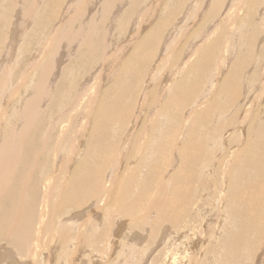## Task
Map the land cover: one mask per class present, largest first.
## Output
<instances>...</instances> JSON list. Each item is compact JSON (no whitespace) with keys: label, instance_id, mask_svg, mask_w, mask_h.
I'll return each mask as SVG.
<instances>
[{"label":"rangeland","instance_id":"obj_1","mask_svg":"<svg viewBox=\"0 0 264 264\" xmlns=\"http://www.w3.org/2000/svg\"><path fill=\"white\" fill-rule=\"evenodd\" d=\"M45 1H48V0H0V39H1L0 40V63H1L0 66L2 65V67H3V64H4V66L7 67L9 65L8 67H10L12 69L11 71L13 73L12 74L13 78L10 75H7L10 78L9 86H7L8 90H12V89H10V88H12V83L19 84V86H17V87H18V90H20L23 87V85L25 86V83L23 81L27 77L25 75L26 74L31 75V73H32L31 80H30L31 82H29V85H26V88L23 87V89L28 88L29 91L26 90L25 95H24L25 90L20 91V92L15 91L17 93L16 99H18V101L20 100V102H21L19 105V108L16 105L15 112H18L24 105L27 108V102L34 95V89L39 90V87H38L39 85H37L38 84L37 79H38L39 74H40L39 70H41V67L44 64L46 59L48 60L49 57H50V59L54 58L52 64L54 65L55 68L52 70L53 72L52 71L50 72L51 74L48 77L50 79V80H48V83L50 81V85L52 84L55 87V88L53 87V89H52L53 94H50L49 96L46 95L48 97H46V96L44 97L45 99L46 98L49 99V100H46L48 102H46L45 99H44V101L41 102V108H42L41 112H44V113H42L43 117L41 116V112H39L37 110L33 111L32 114L35 115V121H37L39 117H42L43 119L45 118V122L43 120H41V121H43L44 128L46 126V128L45 129L43 128V131L38 134L39 144L36 148H34L35 149V158L33 159V162L38 166L37 171L35 172L36 175L34 177L39 179L41 176H44L46 173L48 176H51L52 178L56 179V181H55V179L53 181L52 180L50 181L51 183L54 182V185L53 184H52L53 186L50 185L49 190H48V191H52L50 194L52 196V199H51V203L49 204V207L48 206H45V207L42 206V208H41V206H39L40 203L43 202V199H41L43 197H41V195L43 196V191L45 189H47L46 183L44 184V182L42 181L39 185L37 183L38 182V180H37L36 184H38L39 187H38V185H36V189L30 191V192H32L31 195H34L36 190H38V191H36V193L39 192L38 194H36V197H38V198L36 199V197H35V202H36L35 203V215L31 221L32 224L30 226L32 228V233H34V235H32L33 240H34V237L35 238L38 237L39 242L35 241V244H39L40 246L39 245L34 246V249L36 248L37 250L36 249L34 250V255L32 257L28 256V257H26L27 258L26 259L24 256L23 257L24 259H23V258H21L23 253L18 252L15 244L11 243L10 240L5 239V240H3L4 242L2 240H0V264H22L23 261H24L23 264H88V263L89 264H207V263L218 264L221 262L223 264H225L226 263L224 261L225 258L230 257V255L227 254L226 250H228V249H226V246L228 245L227 246V248H228L229 245L233 241H234V243H232V245H230V248H231V246L233 248V245L234 246L236 245L235 246L236 250H235V253L233 255H235V254L239 255L240 254L242 259L239 258V260H238L239 264H264V239H263L264 238V233H263L264 229H262L264 227V225L261 226L259 224V225H257L258 228L256 226L250 227V224H252V223L243 220V219H246V218H243L244 214L242 213L244 211V208H245V211H249L251 205H249L247 207L244 204L245 202L242 199H240V197H239V195H243L242 189L244 187H242V189H241V186H243V185L245 186L244 182H242V184L240 185V183H241V181H243V179L245 181V178L241 177L242 176L241 171L243 169L242 167H244V165L252 166V164L249 165L248 162L253 161V157L249 156L248 155L249 152H247L251 146V144H250L251 132L253 133V130H254V133L256 132L259 135H262L264 132V130L262 129L263 128L262 124H264V116H263L264 115V12H263L264 11V0H255V1L254 0H243L244 3L240 2L242 0H238V1L237 0H220V3L222 2V5L221 6L218 5L215 11H214L213 7H214V4L216 3L215 1H217V0H205V1L204 0H191V1L190 0H158V1L157 0H129V1L123 0L122 1L121 0L122 1L121 5H123V6L119 5L120 2H119V4L117 2L111 3L112 8H110L109 10H111L112 12L107 10L106 5H105V0H84V1L83 0H59L60 4H58V6L56 5L55 1L50 0L52 2L49 1L48 4L51 3L50 5L53 6V8H50L51 7L50 5H46ZM79 1L81 3L80 5H78ZM154 3H156V4L154 5ZM158 3H160V5H157ZM225 3H226V5H225ZM148 4L150 6L149 8H151L152 5H153V8L157 5L155 7L156 10H153V12L152 11L146 12L147 14L149 13V15L151 13L152 15H150V16H153V18H151V20H150L147 17L146 19H148L149 21L148 20L146 21V19H144V21L142 20L141 21L142 25L140 22V26H139L140 28H137V30H139V31H137L136 26L138 27L139 24L134 26L133 25L134 19L137 18L138 16H141V15H142V17L144 16V13L146 11L145 9L146 8L148 9ZM209 4L211 7L209 6ZM232 4L233 5L238 4V6L236 5L237 7H239L238 10L236 8H233V9H236L233 12L232 7H234V6H232ZM70 6L72 9H71V11H68L66 14L65 10H67V8ZM115 7H117V8H115ZM222 7H224V8L222 9ZM252 7L254 8V10ZM118 8H120V9H118ZM226 8H228V9L225 10ZM113 9H114V11H113ZM174 9H177V11H175V13L173 14L172 11ZM210 9L211 10L213 9L212 10L213 12H211ZM229 10L231 11L230 13H229ZM239 11L241 13L239 14V17H238L237 15H238ZM50 13H55V15L53 17L48 18V15ZM176 13H177V15H175ZM233 13L235 14V17L237 20L236 23H237V26L239 28H240V25H242V21H244L242 27L240 28L241 31L239 32V29L236 30L238 32V35H236L237 32L233 31L234 30L233 28H236L233 23H228L231 26L229 25L228 27H226L228 25V24H226V21L227 22H230V21L225 19L226 18L225 16L227 14L230 15ZM147 14H146V16H147ZM65 15H67V17H65ZM81 17L84 18V20L79 21L77 24V20H79ZM175 17L177 18V19H175V21H177V23L175 21H173ZM117 18H120V19L118 20ZM171 18H173L172 21H171ZM72 19H74L72 23L75 25V27L82 26L83 28H85L87 30L85 33V36L82 38V40L80 37V40L77 41V43L74 47H72V46L68 47L69 44H67L66 41H62L57 45L60 47V49H57V51L59 50L58 51L59 54L56 51V55H51V49H49L50 51L47 50V53L45 52V53H42V55H41L40 47L42 45L44 46V43H45L47 38L53 39V37L58 35L59 33H60V38L64 37L66 29H64L62 32H60L57 29V25L59 24L60 20H63V21L65 20L66 22H68ZM209 19H211V20H209ZM214 19H216V21ZM116 20H117V22H116ZM238 20L241 21L240 24H239ZM163 21H164V23L167 21L162 27H160V30H159L161 32L159 34H161L160 36L163 38L158 36V39L161 38L160 41H162L163 44L160 41L158 42L159 44H157L155 46V48L157 47L156 48L157 52L154 49L153 50L154 54L152 53V55L149 57L148 62H145L146 64H144V66L146 65V67H147L146 71H145L146 74L144 73L145 78L144 79L142 78V81H141V82H143V84L145 83L144 86H143V84H141V82H139V84H138V87L140 89V91L138 93L141 92V90H142L141 88H143V90L147 89V86H148V83H147L148 80L147 79L149 78V75H152V73L155 71V69H157V68L159 69V70L157 69V71H159V72L155 71V73H154V79L155 80L152 79V83H150L149 89H151L150 90L151 94L149 93L150 92L149 89L146 90L144 93L145 97L146 96L150 97V99L153 101V103L155 102L154 99L155 100L158 99V97L156 96L157 95L156 92L159 89L161 91H163V94L164 93L166 94L165 95L166 97H168V95L172 93V90H170V89H172V87H173L172 85H174V82L177 79L179 80V79H182L183 77H185V75H186L185 73H186L187 69L189 68V66L187 67V65L192 64L196 59H198L200 57L201 51L203 50L202 46L204 47V46L209 45L211 43V41L214 39V37L222 38L221 47L222 46L224 47L226 45L225 47L227 48L228 47L227 44L231 43V40H230V38H232L231 34L236 35L237 41L234 43L236 45L233 48L236 51H234V53L232 52L230 54V56L228 55L230 58L229 59L230 61H228V63H230V64L225 65L224 67L227 66L225 69H224V67H222V68L220 67V70L224 69V71L223 70L219 71V74H217V76H218L217 78L215 75L214 84L219 81L217 83L218 86L215 85L216 89H214L215 87H213L214 84L213 85L210 84L211 85V87H210V93L211 94L209 95L208 98L209 99L212 98V99H210L212 102L210 100L208 101V98L205 99L207 102L204 100V103L201 104L202 106L199 107V110L207 108V106H210L215 102L218 105L223 102V100L225 99L224 98L225 96L223 95L224 92H221L220 95H218L216 91H218V93H219V89L223 83V79H224L225 75L228 76V73L231 70L230 67H232V65H235L237 62H240V61L243 62V63L241 62V64H243V66L241 65L240 72H239L240 77L238 79V82H239V93L237 94L238 96H236L232 100L231 103H233V105L230 103V106L227 107V109L224 111L223 115H221L218 118L219 120L214 119L215 121H217V123H215V125L217 126V129L220 130V132H218V135H220L219 139L217 140L218 142L216 141V143H219V144L214 143V145H212V148H210L211 146H209V148H210L209 151H211V152L208 153L209 152L208 151L204 155H199V156H203V157L195 156V157L191 158L189 161H188V159L190 157H188L185 161V164L188 161L189 167H191V166H193L192 163L195 160L198 161V159L199 160L202 159L204 161L207 158L213 159V161L212 160L204 161V164H205V162L206 163L208 162V164H209V161L211 162L207 167L208 169L206 168L208 172L205 171V169H204L203 170L204 173H203L199 170L200 168L198 169L200 171L199 174L203 173L202 175L201 174L199 175V177L201 176L202 178L197 177L196 179L192 180V182H194V183L191 182V184H193L194 186L191 189H194V191L190 190L191 192L189 193L190 195L188 196L187 200L183 201V200H181L182 198L180 199V202H181L180 210H181V212L184 210V208L187 212L184 210V214L182 215V217L180 214V217L178 219H182L184 222L178 221L179 224L182 223L181 225H179L177 223V225L179 226V229H178V226L176 228H173L174 225L171 226V224H169L168 222H167V224L164 221L161 222V219L159 220L160 214L157 215V212L155 211L156 213H154L152 208H151L152 205L154 204L153 202H155L154 198H150V199L147 198L146 200L142 201L141 203L136 204L135 207L133 208L137 213H142V212L146 211V212H148L147 215H149V216L144 215L145 219L143 221H140L136 218L135 219H129V217L125 216L124 213L119 212V210H117V208L118 207L120 208V206H123V208H124V205H126L125 209H129L130 206H133V204H135L136 202L130 196L129 197L127 196L124 199H120L118 202H123L121 204L120 203H114L113 204L109 200V197H107V196H105V199L103 197V202L101 199L99 201H97L96 199H90L88 201H85L88 204L84 203L81 208H78L76 210H74L70 207H66L63 210L67 209V211L66 212L63 211L60 214L62 216L58 217L55 209L52 211L51 206L56 205L59 202V200H61L63 198L62 196H64L63 194H65V191L67 188L63 181L65 179H67L65 181V182H67L69 177L71 176V174H73V171L76 172L74 169L77 167V165L80 166V164H78V162L81 163V158H83L82 156H83V154H85V147L87 146L86 142L88 144V140H89V134L88 133L86 134L87 130L79 131V130H81L80 127L82 126V124L85 120L82 117V113H84L87 110L86 113L87 114L89 113L88 115H90L93 113V110H94V108H93L94 105L91 106L90 108H87L86 110L84 109V105L88 101L87 99H89L90 97H92L94 99L95 95H96V98H97L96 100H98L101 96L102 90H105L106 88H108L111 85V83L114 81V79H116V78H114L115 76L113 77V75L116 74L117 72H119V69L122 65H125L122 63L123 59L124 60L126 58L129 59L130 56L132 55L131 52H133V50H134V49H130V51L128 50L129 49V46H127L128 43L131 42V40H132V42H134L135 39L138 42L141 38L140 36H142V38H144L145 37L144 35H146L147 33H150V31L153 28L157 27L158 25H161L163 23ZM144 22H145V24H144ZM171 22H173V24L175 26L178 25L177 26L178 28L175 27ZM113 23H115V27H116V28H114L116 31V32H114V36H116V37L113 36V38H112V36H111L112 39H110V41H111V43L112 42L113 43L111 44L109 41V43L107 45H104L103 44L104 34H106L107 38L109 37V34H110L109 29L112 28ZM208 23L209 24L211 23L210 26L208 25ZM214 23H215V25L217 23L219 24V25H216L218 28L216 30H215L216 26L214 25ZM39 24H40V26L38 28ZM171 24L173 26H171ZM223 24H226V26H224ZM250 24H252V25H250ZM151 25L153 27H151V30H150ZM205 25L206 26L208 25L210 28L207 29L208 26L205 27ZM122 26H124V27H122ZM219 26H220V28H219ZM172 27H175V28L173 29ZM192 28H193L194 33L196 32L197 29L199 31V30H202L203 28H204V31L202 30L203 33H205V32L207 33L210 30H212V32H214V30H215L216 32L214 33V35L212 36L211 39L209 38L211 40V41L208 40L210 43L207 41L208 38L205 40H202V42H200L201 40L200 39L197 40V38H196L197 36L193 35L194 33L192 31ZM194 29H196V30H194ZM51 30H52V32H51ZM132 32L136 33L135 38L131 37V36H134V33H132ZM137 32H138V34H137ZM46 33H47V35H46ZM112 33H113V31H112ZM117 33L118 34L121 33V36H120V34L118 35ZM50 34L53 37H49ZM130 34H133V35H130ZM172 34H173V37H172ZM225 34H227V35H225ZM11 35H12V37H11ZM177 35H178V37H177ZM238 37H240V38H238ZM242 37L244 39H242ZM173 38H175V39H173ZM5 39H7V40H5ZM191 39H193V40H191ZM170 40H171V42H170ZM190 40H191V42H190ZM99 41H100V44H99ZM205 41H206V43L208 42V44H205ZM18 42H19V44H18ZM48 42L50 43V40H48ZM9 43H10V45H9ZM90 43L94 44V47H93V49H95L94 58H93L94 62L90 61V58L88 56ZM222 43H223V45H222ZM95 44H98V45L95 46ZM109 45H110V47H109ZM167 45H169V46H167ZM9 47L11 48V50L9 49ZM126 47H128V48H126ZM195 47H196V49L199 48V49H197L199 52L197 50H193V49H195ZM223 47H222V50L223 49L225 50V48H223ZM239 47H241V48H239ZM48 48H50V44H49ZM70 48H72V49H70ZM104 49L106 52H103ZM191 49H192V51H191ZM12 50H14V51L11 53L12 54L11 57L9 56L10 59H8V62L4 63V61H2V59H3L2 55H5V53L7 55V53L12 51ZM169 50H171V52L173 50H175V51H173L174 53H170ZM222 50H221V52H222ZM118 51H120V52L118 53ZM194 51L195 52L197 51V52L195 53ZM121 52H122V54H121ZM128 52H130V53H128ZM167 52H169V53H167ZM192 52H194L195 54ZM82 54H84L88 57L87 62H86V59L83 57H82L83 59H80V56ZM96 54H98V55L96 56ZM127 55H129V56L126 57ZM42 56H44V57L46 56V57L44 58ZM105 56L110 57V58L108 57L109 59H106L107 62L104 60L106 58ZM122 56H124L125 58ZM99 57H100V59H99ZM32 58H34V59H32ZM174 58H175V60H174ZM243 58H245V59H243ZM42 59H44V61ZM50 59H49V61H50ZM151 59H152V61H151ZM10 60L12 63L10 62ZM98 60L100 62H98ZM180 60L183 62L185 61V65L183 67L181 66L182 70L179 73V71L177 72V65L180 63ZM155 61L156 62L158 61L157 62L158 65H156V63H154ZM32 63L37 64L36 69L34 68L35 64H32ZM98 63H99V65H98ZM102 63L104 66L105 65L106 66L102 67L103 66ZM31 64L33 65V67ZM38 64L41 65V66L39 65V69H38ZM150 64H154L152 66H154V67L156 66L155 69H154V67L152 69V66ZM149 66H151V68H149ZM2 67H1V69L4 68V67L3 68ZM115 67L118 68V71H117V68L114 69ZM121 68H123V67H121ZM1 69H0V72H2ZM151 69L153 70V72ZM183 69H185V70H183ZM46 70H48V69L46 68L43 71L41 70V72H44ZM150 71H151V73H150ZM172 71H173V73H172ZM147 72L149 73V75L147 74ZM8 73H9V71H8ZM133 73L130 74L131 78L133 80L135 78H136V80H138V76L137 77L135 76L137 73L135 75ZM156 73H158V74H156ZM14 74L16 75V77H14L15 76ZM19 74H21V75L19 76ZM0 75H2V73H0ZM101 75H103V76L101 77ZM109 75H110V77H109ZM158 75H159V77L161 76V78H159ZM23 76H25V77H23ZM127 76L128 75L124 76V79H123L124 82H126V81L128 82V80L131 79L130 77H128L129 78L128 79ZM140 76H141V74H140ZM65 77H66V79H65ZM146 77H147V79H146ZM15 78H16V80H14ZM100 78H103L106 81L105 82H103V80L99 81ZM158 78L161 80L158 81L159 80ZM162 78H163V80H162ZM1 79H3V76L1 77ZM19 79L21 81H18ZM62 79H63L64 83L59 88V85L61 83L60 80H62ZM215 79H216V81L218 79V81L216 82ZM133 80L130 82L132 83ZM155 81H157L159 83H157V82L155 83ZM164 81H166V82H164ZM22 83H23V85H22ZM65 83H67V84H65ZM154 83H155V86H153ZM46 84H47V82H46ZM78 84L84 85V89L88 90V88H90V90H88V95L83 96V98L84 97H86V98H84L82 103L81 104L79 103L77 105L78 99L81 98V95L75 96L76 91H77L76 88L79 89V86H80ZM99 84H101V85H99ZM160 84H162V86H163V84H165V86L167 88L165 86L162 87ZM70 85L73 87V89H72V87H70L71 89L69 88ZM219 85H220V87H219ZM28 86H30V88ZM63 86H65V88ZM203 86H202L201 90L204 89ZM57 87L59 89L64 88V90H65L64 93L60 94V96L57 95V93H56L57 92L56 90H58ZM200 88H201V86H200ZM138 90L136 88V91H138ZM72 91H73V94H72ZM91 91H96L99 94L96 92H94L95 93L94 94ZM136 91L134 90L135 93L133 92V94H134L133 97H135L134 101H136V99H137L136 95H135ZM129 92L130 91L128 90L127 93L129 95H131V92L130 93ZM48 93H50V92H48ZM0 94H1V92H0ZM92 94H94V95L92 96ZM215 94H217V96ZM144 95L141 97V100L143 99ZM20 96L23 97V99ZM153 96L154 97L156 96L157 99H156V97L152 99L151 97H153ZM19 97L21 99H19ZM148 97H146L147 99L145 98V100L143 99L144 102L140 101V103L142 102V104H144V106L147 103H148L147 105H150V103H152V101L150 102V99ZM214 98L218 99V101H214V100H216ZM236 98H238V99L236 100ZM56 99H57V101L60 100L59 103L56 101ZM236 101H238V102H236ZM7 102H6V104H7ZM80 102H81V100H80ZM49 103H52L54 106H52ZM235 103H237V104H235ZM47 104H49V105H47ZM248 104H250V105H248ZM48 106H49V108H48ZM236 106H237V108H236ZM43 107H44V109H43ZM218 109L219 108H216V110H218ZM42 110H46V111H42ZM12 113H13L12 111H9L10 115L7 113V116L9 115L8 118L11 117L10 119L15 121L14 120L15 115L12 116L13 115ZM78 113L80 115L77 116L76 114H78ZM134 113H131V115H134ZM136 113H140V115L133 117V120L135 122L130 120L132 118L131 116L129 117V120L131 122L130 121H129L130 123L127 122V124L129 123V126H127V127H129L128 128L129 131H127L128 130V129H126L127 127H125L124 131H121V132L116 127H115L116 129L113 128L114 126L113 127L111 126V128H113L114 130H117L118 132L117 131L115 132L113 129L110 128V130H111L110 133L116 135V137H119L117 142H120V140H123L124 138L126 139V137L129 134H131L133 136L131 142L125 147V149H123V151L122 150L118 151L119 156L117 155L115 157V159L114 158L111 159L112 155L109 153V151L106 153H101V155L106 158V160H104L105 162L104 161L102 162V164L105 163V165H107V167L104 165V167L106 169L107 168L109 169L111 167L113 169V171L118 170L122 176L124 173V178L122 177L125 181L124 185L127 184L125 179H127V180L129 179V178H127L128 174L130 176L134 174L133 176H135V178H137V179L143 177L141 173H143V175H144L147 172L146 171L147 169H145V168H147L148 165L150 163H152V160H153V163H155V162L159 163L160 161L163 162L162 160L158 159L159 156L160 155L163 156V152L166 155L170 151L167 148H164L163 150H161L163 152H160L159 155H158V153H155L153 155H148L147 150L153 151V146H151V141L149 142V141H146V139H141L142 134H144L141 130L140 131L142 133H140V131H139L138 137H135V138H137V140L134 139V135H133L136 133V130L139 127V126L137 127V124H138L137 122L140 120V118H142V116H144V118H142V119H145L147 117V114L145 115V111H144V115L141 114V113H143L142 110L139 112H136ZM172 113H174V110L172 111ZM187 113H188V111L186 113H183L184 114L183 117H186L187 115H189V113L188 114ZM193 113L191 112L190 115H193ZM223 116H225L224 118H226L228 116L229 117L226 118V120H225L224 118H222ZM52 117L53 118L56 117V119L58 120V122L54 126V129H53V127H51V124H50L52 122L51 120H53ZM258 119H259V124H258ZM181 120H182V118H181ZM181 120H180V123H183ZM150 121L148 123H151ZM140 123H141V121H140ZM140 123L138 125H140ZM187 123H189V121L186 122L185 124L187 125ZM84 124H85V122H84ZM133 124L135 125L134 128H133ZM86 125H88V123ZM176 125H178V123ZM176 125L173 127H176ZM149 126L150 125H148V127ZM187 126H185V127H183L182 125L179 126V130L181 131V136H178V138L176 137V139H179L181 137L180 139L182 141L179 139L180 142H183V140H185L184 138H186V135L183 131H185V128ZM254 127L257 130L258 129L260 130V128H261L263 131L262 130L257 131ZM51 129H53V130H51ZM180 131H179V133H180ZM79 132H83L82 136H80L81 133H79ZM122 133H124V134H122ZM219 133H221V134H219ZM248 133H250V135ZM183 134H184V136H183ZM246 134L248 137L246 136ZM66 137H67V140H66ZM260 137L263 138L262 136H260ZM240 138H241V140H240ZM104 139L105 140H104L103 149H102V147L100 149H95V150H97L98 154H100L99 152L104 151V150L109 148L108 141L110 142L111 140L108 139L107 135H105ZM140 140H141V144H143L142 146L140 144ZM247 142L249 143V145ZM56 143L58 144V146ZM55 144H56V146H55ZM60 144H62V145L60 146ZM133 145H134V147H133ZM138 145L141 146L140 151H137V150H139ZM50 147H51V149L53 147H57V151H56L57 155H56V153L51 151ZM219 147L221 148V150L218 149ZM242 147H244L242 149V151H239V149L241 150ZM245 148H248V150L245 151L246 150ZM142 149H145V150L147 149L146 150L147 155L145 156L146 158L144 157L143 159H146V160H144V163L146 161L148 163V161H149L150 162L149 164H147V163L144 164L143 162H142L143 163L142 164L140 162V160H141L140 156L142 157V151H144ZM212 149H213V151L215 150L214 153L212 152ZM237 150H238V152H241V153L243 152V153L240 154L237 152ZM91 152L94 153V150H92ZM228 152H229V154H228ZM137 153H139V154H137ZM174 153L175 152H170V154H169V157L171 156L169 158L171 160L170 162L171 163L173 161L174 162L171 165L164 167V169H163L164 175L166 177L168 175H171L175 171L176 166H177L176 163L178 164L177 158L174 157V155L177 156V154L176 153L174 154ZM215 153H217V154H215ZM71 154L73 156L71 159L72 161L69 160V162H68L67 156L69 157V155H71ZM226 154H228V156L225 157ZM234 154H236V155H234ZM40 155H42V156L40 157ZM104 155H106V156H104ZM154 155H158V158H157L158 160H156ZM229 155H230V157H229ZM172 156L174 158H176V160H174V158ZM207 156H209V157H207ZM235 156H236V158H235ZM147 157H150V158L154 157L155 161L153 158L151 160H150V158H148V160H147ZM64 158H66V160ZM62 159H64V160L61 162ZM125 160H128V161L126 162ZM129 160L130 161L132 160V161L130 162ZM180 160H181V158L179 159V162L181 164H183V162ZM234 160L236 162H239L236 168H233V166H232L234 163ZM43 161H46L45 166H44V164H42ZM70 161L72 163H70ZM197 161H196V163L198 166ZM63 162L66 163V165H64ZM136 162H137V164H136ZM139 162L143 166H145L146 164H147V166L142 167V165H141L139 167V166H137L139 164ZM67 163H70V166H69L70 170L67 169L68 168ZM110 164H111V166H110ZM174 164H175V166H174ZM190 164H191V166H190ZM172 165L174 166V168ZM170 166L172 169L171 168L168 169V167H170ZM194 166L196 169L197 166L196 165H194ZM217 166H220V167H217ZM105 168H104V170L106 172L105 175L107 174V176H105V177H108V178L110 177L111 179H114V178H112L113 175H109V173L112 171L110 170L107 173L108 170L106 171ZM139 168H140V170H141V168H143L144 169L143 172L140 170L138 172ZM209 168H210V171H209ZM218 168H219L220 172L218 171V173H217ZM165 170H166V174H165ZM118 171H117V173H118ZM39 172H40V174H39ZM249 172H250V175L247 179H249V178L253 179V186H254L253 189H254V192L256 191V193H255L256 199L255 200L259 202L260 201L258 198L259 195L262 197L264 195L263 194L264 193V189H263L264 188V182H263L262 186H260L259 185L260 179H258V181L256 180L257 179L256 174L253 175L255 172L251 171V167H249ZM138 176H140V177H138ZM237 178H238V180H239V178H242V179H240V181H238ZM202 179H204V180L202 181ZM226 179L229 183H225ZM263 181H264V179H263ZM223 182L226 184V186L222 187L223 189L221 192L219 187L222 186ZM106 183L108 185H110L109 182H106ZM200 183L201 184L204 183V184L201 185ZM255 183H258V184L255 185ZM42 184L45 188L42 186ZM60 184H61V186L63 185V187H61V190L59 188ZM107 184H106V186H108ZM220 184H221V186H220ZM6 186L7 187H5V184H4V185H1V187H0V188L4 189L2 194L0 193V198H1L0 202H1V200H4V195H5V192L8 188V183H6ZM162 186H163V184H161L160 188H162ZM216 186H218L219 189L216 188ZM53 187H54V189L55 188L56 189L54 190ZM238 187L241 189V191H239ZM246 187L247 186H245V188H244L245 192L248 188V187L247 188ZM227 188H228V190H227ZM229 188L232 190H234L235 188L236 189L232 192V190L230 191ZM258 188L261 191L258 190ZM53 190H54V193H53ZM154 190H156L155 187H154ZM120 191L121 190H119L118 193ZM204 191H205V193H204ZM228 191H230L231 193ZM44 193H47L46 190ZM234 193H236L235 196H232L231 194L234 195ZM246 193H248V192H246ZM258 193H259V195H258ZM131 194L133 196H134V194L137 195V189H134V193H133V191H131ZM211 194L212 195L214 194L213 195L214 197ZM227 194L231 195L229 197L230 198L233 197L232 199L235 201H237V196H238V200H239L240 204H238V206H237V204H235L232 211H230L229 207L227 206L228 203H226L229 201V199H228L229 197ZM27 195H26V197H27ZM245 198H247V197L245 196ZM152 199L154 200L153 202H151ZM263 199H264V197H263ZM217 200H218V202H217ZM241 200L243 201V204H244V205L242 204L243 207L240 206L242 203ZM247 200H248V198H247ZM56 201H57V203H56ZM95 201H97V203ZM100 201L102 202V204ZM94 202H95V204H94ZM258 202H256V205H254V209H256V212H258L260 210V208L258 206L260 204V202L259 203ZM125 203H127V204H125ZM128 204H129V206H128ZM210 204H212V205H210ZM93 205L95 206L94 208H96V209H93ZM117 205H118V207H117ZM263 205H264V200H263ZM216 206H217L218 210L216 209ZM197 207H200L201 210H200V208H197ZM203 207H204V209H202ZM221 207H222V209H221ZM42 209H43V211H42ZM227 209H229V210H227ZM234 209L236 211H238V213H240V214L235 212ZM194 210L196 211L195 214H193ZM203 210H205L204 213H201V211L203 212ZM240 210H243V211H240ZM198 211L201 214L205 215L204 217L201 214H200L201 216L199 215L200 218L202 219V220L200 219L201 221L199 220L198 215H196V214H199V213H197ZM41 212L44 214H41ZM78 212H80V214H78ZM112 212L115 214H113ZM130 212L134 213L132 209H130ZM213 212H214V215H212ZM232 212H233V214H232ZM82 213L84 215H82ZM91 213H92V215H91ZM215 213H217V214H215ZM228 213H229V215H228ZM39 214H40L41 218L43 217L42 219L38 218ZM256 215H257V217L259 216L258 214H256ZM263 215L264 214H262L261 216L263 217ZM238 216H240V217H238ZM261 216H260V218H262ZM51 217H53V218H51ZM68 217H70V218L68 219ZM210 217H212V218H210ZM257 217H256V219L259 218V217L258 218ZM92 218H94V219H92ZM251 219H254V218L252 217ZM263 219L264 218L260 219L259 221H260V223L264 224ZM117 220H118V222H117ZM182 220H180V221H182ZM191 220H193L195 222H192ZM86 221H88V222L86 223ZM72 222H74L75 224ZM187 223H189V225ZM45 224H47V226L48 225H51V227L53 226V229L47 228L46 229L47 234L43 235V233L41 231L44 230V229L42 230V228L46 227ZM213 224L214 225L216 224V225L214 226ZM40 225H41V227H39ZM70 225H72V226H70ZM221 225H222V227H220ZM55 226H57V227H55ZM60 226L64 227V229H66V230L68 229V226H69V230H71V232L69 230L66 231L68 236H66L65 238H62L61 242H59V241H60V238L63 237V235L60 236L62 233H60V235H58L60 232V229H59ZM169 226L171 229H169ZM180 226H181V228L182 227H184V228L181 229ZM70 227H72L73 229H70ZM189 227H191V228H189ZM38 228L41 230H39ZM54 228L57 229V233H55ZM48 229H50V230H48ZM58 229H59V231H58ZM36 230H37V232H36ZM76 230H77V232H76ZM183 230H185L186 232ZM254 230H256L255 231L256 233H254ZM49 231H51L52 234ZM94 231H95V233H94ZM231 231H232V233H231ZM252 231L254 234H258V235H256V237L259 240L256 239L254 234L252 235ZM68 232H69V234H68ZM37 233H39V234H37ZM48 233L50 235H48ZM155 233H157V234H155ZM180 233H182V236ZM227 233H230V235L228 236ZM243 233H245L246 235ZM233 234H234V236H233ZM242 234L245 236H243ZM248 234H250L252 237ZM87 236L89 238H87ZM242 236L245 238V240L242 238ZM91 237H92V239H91ZM240 238L242 240H240ZM253 238H255V239H253ZM86 239H90L93 242V244H92L93 247L92 246L91 247L90 246H87V247L82 246ZM228 239L229 240L232 239V241L231 240L229 241ZM236 239L239 241L237 242ZM248 239L249 240L251 239L250 242ZM227 240H228V244L225 243V242H227ZM261 240H263L262 243H261ZM142 241H143V243H142ZM243 241H244V243L242 244ZM254 241L258 242L260 244H258V243L255 244ZM58 242L60 243L61 248H59ZM96 242H98V243H96ZM245 242H246V244H245ZM8 243H9V245H8ZM217 243H219V244H217ZM220 243H222V244H220ZM13 246H15V247H13ZM5 249L7 251H5ZM215 249H217L218 252ZM24 250L25 249H23L21 251H24ZM10 251H11V253H10ZM36 251H38V252L36 253ZM210 252L212 253V255L215 254L214 257L213 256L208 257L209 255H211ZM9 253L10 254L14 253V255H11V256L7 255ZM224 253L227 255H225ZM3 254H4V256H3ZM82 254L83 255L85 254V255L83 256ZM23 255L27 256V254H23ZM224 255H225V257H224ZM1 256L3 258H1ZM8 256H9V258H8ZM12 256L13 257L15 256V257L13 258ZM10 257H11V259H10ZM217 257H218V259H217ZM222 257H224V259ZM33 258H35V259H33ZM209 258H211L212 260L209 261ZM219 258H221V262H219V260H220ZM12 259L15 261L12 262L13 261ZM82 259H83V262H82ZM85 259H87V260H85ZM239 261H242V262H239Z\"/></svg>","mask_w":264,"mask_h":264},{"label":"bare ground","instance_id":"obj_2","mask_svg":"<svg viewBox=\"0 0 264 264\" xmlns=\"http://www.w3.org/2000/svg\"><path fill=\"white\" fill-rule=\"evenodd\" d=\"M49 1L50 0H48V1H45V4L46 5H50V4H48L49 3ZM52 1H55V3H56V5L58 6V4H60V1L59 0H52ZM52 1H50V2H52ZM84 1V0H83ZM123 1V0H122ZM122 1L121 0H105V5H106V8H107V10H109L110 8H112V6H111V3H118L119 4V2H120V4L119 5H121V3H122ZM129 1V0H128ZM158 1V0H157ZM191 1V0H190ZM205 1V0H204ZM238 1V0H237ZM255 1V0H254ZM216 3L214 4V11L216 10V8H217V6L219 5V6H221L222 5V2L220 3V0H217V1H215ZM240 2H243L244 3V1L242 0V1H240ZM194 3V2H193ZM214 3V2H213ZM212 3V4H213ZM227 3V2H226ZM226 3H225V5H226ZM250 3V2H249ZM72 4V3H71ZM81 3H80V1H79V3H78V5H80ZM153 4V3H152ZM156 3H154V5H155ZM189 4V3H188ZM187 4V5H188ZM200 4V3H199ZM207 4V3H206ZM234 4V3H233ZM232 4V6H234V7H232V9L233 8H236L237 10H238V8L239 7H237L238 6V4H236V5H233ZM251 4V3H250ZM55 5V4H54ZM116 5V4H115ZM157 5H160V3H158ZM156 5V6H157ZM193 5V4H192ZM191 5V6H192ZM224 5V6H225ZM229 5V4H228ZM257 5V4H256ZM260 5V4H259ZM51 6V5H50ZM121 6H123V5H121ZM155 6V7H156ZM189 6V5H188ZM190 6V7H191ZM209 6H210V4H209ZM213 6V5H212ZM231 6V5H230ZM88 7V6H87ZM114 7V6H113ZM150 6H149V4H148V9L146 8L144 11H145V13H144V16L142 17V15L141 16H138L137 18H135L134 19V23H133V25L135 26V25H138V27L136 26V30H137V28H140L139 26H140V22L143 20L144 21V19H146L147 17H148V19H150L151 20V18H153V16H150V15H152L151 13H150V15H149V13L147 14L146 12H153V10H156L155 9V7L153 8V5H152V7L151 8H149ZM187 7V6H186ZM189 7V8H190ZM211 7V6H210ZM50 8H53V6H51ZM115 8H117V7H115ZM114 8V9H115ZM121 8V7H120ZM120 8H118V9H120ZM224 7H222V9H223ZM253 8V7H252ZM71 6L70 7H68L67 8V10H65V12H66V14H67V12L68 11H71ZM114 9H113V11H114ZM228 8H226L225 10H227ZM230 9V8H229ZM231 9V10H232ZM236 9H233V12H234V10H236ZM86 10V9H85ZM84 10V11H85ZM123 10V9H122ZM203 10V9H202ZM211 10V9H210ZM213 10V9H212ZM211 10V12H213ZM253 10H254V8H253ZM256 10V9H255ZM109 11H111V10H109ZM175 11H177V9H174L173 11H172V13L174 14L175 13ZM199 11V10H198ZM222 11V10H221ZM250 11V10H249ZM112 12V11H111ZM117 12V11H116ZM226 12V11H225ZM231 11L229 10V13H230ZM264 12V11H263ZM155 13V12H154ZM224 13V12H223ZM228 13V12H227ZM236 13V12H235ZM241 12L239 11V13H238V17H239V14H240ZM8 14V13H7ZM58 14V13H57ZM146 14H147V16H146ZM55 15V13H50L49 15H48V18H50V17H53ZM175 15H177V13L175 14ZM228 15V14H227ZM225 16L226 18L225 19H227L228 21H230V22H227L226 21V24H228V23H233L234 25H235V27L236 28H233L234 30L233 31H235V32H237L236 30H238L239 29V32L241 31L240 30V28L242 27V25H243V22L244 21H242V25H240V28L237 26V23H236V17H235V14L233 13V14H230V15H228V16ZM260 15V14H259ZM245 16V15H244ZM243 16V17H244ZM261 16V15H260ZM65 17H67V15H65ZM94 17V16H93ZM177 17V16H176ZM174 18V20L173 21H175V19H177V18ZM206 17V16H205ZM92 18V17H91ZM90 18V19H91ZM208 18V17H207ZM4 19V18H3ZM118 20L120 19V18H117ZM148 19H146V21L148 20ZM172 19L173 18H171V21H172ZM239 19V18H238ZM68 20V19H67ZM73 20L74 19H72V20H70V21H68V22H66L65 20L63 21V20H60V22H59V24L57 25V29L60 31V32H62L64 29H66V32H65V35H64V37H61L60 38V33L58 34V35H56V36H52L51 34L49 35V37H53V39H46V41H45V43H44V46L41 48L40 47V52H41V55H42V53H47V50H49V49H51V55H56V51H57V49H60V47L59 46H57L60 42H62V41H66L67 42V44H69L68 45V47L69 46H72V47H74L75 45H76V43H77V41H79L80 40V37H81V40H82V38L85 36V33H86V29L85 28H83L82 26H78V27H75V25L72 23L73 22ZM84 20V18H80L79 20H77V24H78V22L79 21H83ZM209 20H211V19H209ZM215 21H216V19H214ZM257 20V19H256ZM133 21V20H132ZM145 21V22H146ZM149 21V20H148ZM157 21V20H156ZM169 21V20H168ZM182 21V20H181ZM180 21V22H181ZM221 21V20H220ZM239 21V24H240V20H238ZM259 21V20H258ZM116 22H117V20H116ZM145 22H144V24H145ZM167 22V21H166ZM165 22V23H166ZM176 23H177V21H175ZM179 22V21H178ZM202 22V21H201ZM149 23V22H148ZM164 21H163V23L161 24V25H158L157 27H155V28H153L152 30H151V27H153L152 25L150 26V33H147L146 35H144L145 37L144 38H142V36H140L141 38H140V40L137 42L136 41V39H135V41L134 42H132V40H131V42H129L128 43V45L127 46H129V51H130V49H134L133 50V52H131L132 53V55L130 56V58L128 59V58H126L125 60L123 59V61H122V63L123 64H125V65H120L121 67H123V68H121L120 67V69H119V72H117L118 71V68L117 67H115L114 69H116L117 68V73L116 74H114L113 75V77L114 78H116V79H114V81L111 83V85L108 87V88H106L105 90H102V93H101V96H100V98L98 99V100H96L97 98H96V95H95V98L93 99L92 97H88L89 99H87L86 101V103H85V105H84V109L86 110L87 108H90L91 106H93L94 105V110H93V113L92 114H90V115H88L86 112H87V110L84 112V113H82V117L85 119H83L84 120V122H85V124H84V122H83V124H82V126L80 127L81 128V130H79V131H85V130H87V132H86V134L88 133L89 134V140H88V144H87V142H86V147H85V154H83V158H81V163H79L78 162V164H80V166L79 165H77V167L74 169L76 172H74L73 171V174H71V176L69 177V179H68V181L67 182H65L67 179H65L63 182L65 183V186L67 187L66 188V191H65V194H63L64 196H62L61 198V200H59V202L57 203V201H56V205H54V206H51L52 207V211L55 209V211H56V214L58 215V217H60V216H62V215H60L63 211H67V209L66 210H63V209H65L66 207H70V208H72V209H74V210H76V209H78V208H81L82 206H83V204L84 203H86V204H88L87 202H85V201H88V200H90V199H96L97 201H99L100 199L102 200V202H103V197H104V199H105V196H107V197H109V200L114 204V203H123V202H118L120 199H124V198H126L127 196L129 197H131V198H133V200L136 202L135 204H133V206H130L129 207V209H125V206L126 205H124V208H123V206H120V208L118 207V205H117V207L119 208H117V210H119V212H122V213H124V215L125 216H128L129 217V219H138V220H140V221H143L144 219H145V217H144V215H147L148 214V212H142V213H137L133 208L135 207V205L136 204H139V203H141L142 201H144V200H146L147 198L148 199H150V198H154L155 199V202H153L154 200L152 199L151 200V202H153L154 204L152 205V210H153V212L154 213H156L157 212V215L158 214H160L159 215V220L161 219V222H166V224H167V222L169 223V224H171V226L172 225H174L173 226V228H176L178 225H177V223H178V221L179 222H184L182 219H178L179 217H180V214H181V217H182V215L184 214V210H185V208H184V210L181 212V210H180V204H181V202H180V199L181 200H187V198H188V196L190 195L189 193L191 192L190 190H193L194 191V189H191L194 185L193 184H191V182H192V180L193 179H196L197 177L198 178H200L199 177V175L201 174H203L204 173V169H205V171H207V167H208V165L211 163L210 161H209V164H208V162L206 163L205 162V164H204V161H207V160H212L213 161V159H206V160H199L198 159V161L197 160H195L193 163H192V165L193 166H191V164H190V166L191 167H189V164H188V161L191 159V158H193V157H195V156H199V155H204V154H206L209 150H210V148H212V145H214V143H216V141L219 139V136L220 135H218V132H220V130H218L217 129V126L215 125V123H217V121H215V120H219L218 118L221 116V115H223V113H224V111L227 109V107L228 106H230V103L232 102V100L236 97V96H238L237 94L239 93V82H238V79H239V72H240V67H241V65L243 66V64H241V62L242 61H240V62H235L236 64L235 65H232V67H230L231 68V70H230V72L228 73V76H226L225 75V77H224V79H223V83H222V85H221V87H220V85H219V87H220V89H219V93H218V91H216L217 92V94L218 95H220V93L221 92H224V100H223V102L221 103V104H216V102L215 103H213L212 105H210V106H207V108H204V109H202V110H199V107L200 106H202L201 104L202 103H204V100L205 99H207L208 97H209V95L211 94L210 93V87H211V85H213L214 84V78H215V75H216V78L218 77L217 76V74H219V71H221V70H223L224 71V69L227 67H224L225 65H227V64H230V63H228V61H230L229 59V56H230V54L233 52L234 53V51H236L235 49H233L234 48V46L236 45V44H234L236 41H237V38H236V35H238V32H237V34L236 35H232L230 32V34H231V36H232V38H230V40H231V43L229 44H227V48L224 46H222L223 48H225V50L223 49L222 50V47H221V42H222V38H220V37H214V39L211 41L210 39L212 38V36L214 35V33L216 32L215 30L216 29H218L217 28V26L216 25H219L218 23L215 25V23H214V25L216 26L215 27V30H214V32H212V30H210V31H208L207 33L205 32V33H203V31H204V28L202 29V30H199L198 31V29L196 30V29H194V30H196V32L194 33V31H193V28H192V31H193V35H195V36H197L196 38H197V40H201L200 42H202V40H205V39H207V41L209 40V41H211V45L209 44V45H207V46H202V48H203V50L201 51V55H200V57L198 58V59H196L192 64H190V65H187V67L189 66V68L187 69V71H186V75H185V77H183L182 79H177L175 82H174V85H172L173 87H172V89H170V90H172V93L171 94H169L168 95V97H166L165 95V93L163 94V91H161L160 89V91L158 90L157 92H156V96L158 97V99H157V97H156V99L157 100H155L154 99V103H153V101L150 99V97H148V96H146V97H148L149 99H150V102L152 101V103H150V105H147L146 103V105L144 106V104H142V102L140 103V101H143V99L145 100V95H144V93H145V91L146 90H148L149 89V87H150V83H152V79H154V73H155V71L156 72H159V71H157V69H155V67L154 66H152V65H154V64H150L151 66H152V69H153V67H154V69H155V71L153 72V70H152V75H149V71L147 72V74L149 75V78L147 79V77H146V79L148 80V86H147V89H144L143 90V88H141L142 90H141V92L140 93H138L139 91H140V89H139V87H138V84H139V82H141L142 81V78L144 79L145 78V76H144V73H145V71H146V65L144 66V64H146L145 62H148V60H149V57L152 55V53H153V50L155 49L156 50V52H157V47L155 48V46L157 45V44H159L158 42L160 41V39L161 38H163V37H161L160 35L161 34H159V33H161L159 30H160V27H162L164 24ZM172 24H173V22H171ZM236 23V24H235ZM119 24V23H118ZM132 24V23H131ZM171 24V26H173ZM179 24V23H178ZM181 24V23H180ZM207 24V23H206ZM211 24V23H210ZM210 24L208 23V25L210 26ZM226 24H223L224 26H226ZM141 25H142V22H141ZM167 25V24H166ZM170 25V24H169ZM207 25V26H208ZM221 25V24H220ZM230 24H228L226 27H228ZM250 25H252V24H250ZM39 26H40V24L38 25V28H39ZM106 26V25H105ZM145 26V25H144ZM175 26V25H174ZM178 25H176L175 27H177ZM206 25H205V27H207ZM208 26V28L207 29H209L210 27ZM231 26V25H230ZM233 26V25H232ZM247 26V25H246ZM8 27V26H7ZM122 27H124V26H122ZM126 27V26H125ZM175 27H172L173 29L175 28ZM223 27V26H222ZM252 27V26H251ZM36 28V27H35ZM114 28H116L115 27V23H113V25H112V28L111 29H109L110 31V34H109V37L107 38L106 37V34H104V41H103V44L104 45H107L108 43H109V41H110V39H112L113 38V36H114V32H116L115 31V29ZM120 28V27H119ZM134 28V27H133ZM171 28V29H172ZM178 28V27H177ZM176 28V29H177ZM219 28H220V26H219ZM245 28V27H244ZM243 28V29H244ZM37 29V28H36ZM54 29V28H53ZM52 29V30H53ZM97 29V28H96ZM123 29V28H122ZM206 29V28H205ZM242 29V30H243ZM52 30H51V32H52ZM124 30V29H123ZM223 30V29H222ZM232 30V29H231ZM263 30V29H262ZM33 31V30H32ZM112 31H113V33H112ZM137 31H139V30H137ZM198 31V32H197ZM206 31V30H205ZM248 31V30H247ZM121 32V31H120ZM135 32V31H134ZM134 32H132V33H134ZM15 33V32H14ZM123 33V32H122ZM186 33V32H185ZM192 33V32H191ZM45 34V33H44ZM118 34V33H117ZM120 34V36H121V33H119ZM118 34V35H119ZM137 34H138V32H137ZM167 34V33H166ZM180 34V33H179ZM235 34V33H234ZM46 35H47V33H46ZM116 35V34H115ZM130 35H133V34H130ZM225 35H227V34H225ZM240 35V34H239ZM245 35V34H244ZM111 36H112V38H111ZM129 36V35H128ZM158 36H160L159 38L160 39H158ZM184 36V35H183ZM186 36V35H185ZM11 37H12V35H11ZM28 37V36H27ZM114 37H116V36H114ZM118 37V36H117ZM132 38H135L136 37V33H134V36H131ZM172 37H173V34H172ZM177 37H178V35H177ZM234 37V38H233ZM250 37V36H249ZM261 37V36H260ZM4 38V37H3ZM15 38V37H14ZM46 38V37H45ZM44 38V39H45ZM169 38V37H168ZM193 38V37H192ZM210 38V39H209ZM228 38V37H227ZM238 38H240V37H238ZM173 39H175V38H173ZM183 39V38H182ZM187 39V38H186ZM242 39H244L243 37H242ZM1 40V39H0ZM5 40H7V39H5ZM33 40V39H32ZM48 40H50V43L48 42ZM117 40V39H116ZM138 40V39H137ZM163 40V39H162ZM165 40V39H164ZM191 40H193V39H191ZM191 40H190V42H191ZM257 40V39H256ZM195 41V40H194ZM161 43H162V41H160ZM170 42H171V40H170ZM180 42V41H179ZM199 42V41H198ZM197 42V43H198ZM199 42V43H200ZM208 42L206 43V41H205V44H208ZM17 43V42H16ZM110 43H111V41H110ZM113 43V42H112ZM111 43V44H112ZM160 43V44H161ZM169 43V42H168ZM167 43V44H168ZM198 43V44H199ZM245 43V42H244ZM252 43V42H251ZM258 43V42H257ZM18 44H19V42H18ZM49 44H50V48H48V46H49ZM99 44H100V41H99ZM126 44V43H125ZM163 44V43H162ZM9 45H10V43H9ZM86 45V44H85ZM98 44H95V46H97ZM197 45V44H196ZM222 45H223V43H222ZM79 46V45H78ZM117 46V45H116ZM167 46H169V45H167ZM8 47V46H7ZM93 47H94V44H92V43H90V48H89V52H88V56H89V58H90V61H93L94 59V53H95V49H93ZM109 47H110V45H109ZM183 47V46H182ZM188 47V46H187ZM123 48V47H122ZM126 48H128V47H126ZM168 48V47H167ZM172 48V47H171ZM181 48V47H180ZM201 48V49H202ZM239 48H241V47H239ZM255 48V47H254ZM8 49V48H7ZM9 49L11 50V48L9 47ZM15 49V48H14ZM17 49V48H16ZM29 49V48H28ZM70 49H72V48H70ZM108 49V48H107ZM111 49V48H110ZM169 49V48H168ZM190 49V48H189ZM197 49H199V48H197ZM196 49V47H195V49H193V50H197ZM237 49V48H236ZM79 50V49H78ZM81 50V49H80ZM120 50V49H119ZM221 50H222V52H221ZM9 51V50H8ZM7 51V52H8ZM14 50H12V51H10V52H8L7 53V55H6V53H5V55H2L3 57V59H2V61H4V63H6V62H8V59H10L9 58V56L11 57V53L13 52ZM20 51V50H19ZM50 51V50H49ZM59 51V50H58ZM57 51V52H58ZM173 51H175V50H173ZM171 52V50H169V52L170 53H174V52ZM189 51V50H188ZM187 51V52H188ZM191 51H192V49H191ZM198 51V50H197ZM196 51V52H197ZM6 52V51H5ZM25 52V51H24ZM102 52V51H101ZM103 52H106L105 51V49H104V51ZM115 52V51H114ZM113 52V53H114ZM120 51H118V53H119ZM159 52V51H158ZM169 52H167V53H169ZM195 52V51H194ZM194 52H192V53H194ZM195 52V53H196ZM199 52V51H198ZM10 53V54H9ZM38 53V52H37ZM117 53V54H118ZM128 53H130V52H128ZM127 53V54H128ZM194 53V54H195ZM226 53V54H225ZM58 54H59V52H58ZM121 54H122V52H121ZM154 54V53H153ZM157 54V53H156ZM190 54V53H189ZM248 54V53H247ZM98 54H96V56H97ZM100 55V54H99ZM124 55V54H123ZM126 55V54H125ZM176 55V54H175ZM178 55V54H177ZM198 55V56H199ZM229 55V56H228ZM14 56V55H13ZM21 56V55H20ZM110 56V55H109ZM109 56H105L106 58L104 59L105 61H106V59H109L110 57ZM129 55H127L126 57H128ZM157 56V55H156ZM165 56V55H164ZM182 56V55H181ZM235 56V55H234ZM233 56V57H234ZM42 57H44V56H42ZM46 57V56H45ZM44 57V58H45ZM53 57V56H52ZM51 57V58H52ZM85 58L86 59V62H87V60H88V57L86 56V55H84V54H82L81 56H80V59H83V58ZM104 57V56H103ZM102 57V58H103ZM109 57V58H108ZM122 57H124V56H122ZM163 57V56H162ZM169 57V56H168ZM232 57V58H233ZM125 58V57H124ZM152 58V57H151ZM166 58V57H165ZM17 59V58H16ZM32 59H34V58H32ZM49 59H50V57L48 58V60L46 59L45 60V62H44V64L42 65V67H41V70L43 71L44 69H48V70H46V71H44V72H41V70H39L40 72V74H39V77H38V79H37V81H38V84L37 85H39L38 87H39V90L38 89H34V95L32 96V98H30L29 99V101L27 102V108L29 109H27L26 108V106L24 105L18 112H15V110H16V105L18 106V108H19V105H20V100L18 101V99H16L17 98V93L15 92V91H24L25 90V92H24V95L26 94V90L27 91H29V89L27 88V89H23V87H25L26 88V85H29V82H31L30 80H31V76H32V73H31V75L29 76L28 74H26L25 76H27L23 81H24V83H25V86L23 85V83H22V85H23V87L20 89V90H18V87L17 86H19V84H15V83H12V88H10V89H12V90H8V88H7V86H9V82H10V78L7 76V75H10L11 77H12V69L10 68V67H6V66H4V64H3V67H2V65L0 66V69H1V67L3 68V69H1V71L2 72H0V73H2V75H0V79H1V77L3 76V79H1L0 80V92H1V94H0V187H1V185H4L5 184V187H7L6 186V183H8V188H7V190H6V192H5V195H4V200H1V202H0V240H10L11 241V243H13V244H15V246H16V249L18 250V252H20V253H23V254H27V256L26 255H23L22 254V256H21V258H23L24 256H25V258L26 257H32L33 255H34V250L36 249H34V246L36 245V246H38L39 244H35V241H38L39 239H38V237H34V240H33V237H32V235H34V233H32V228H31V224H32V219H33V217H34V215H35V197H36V194H38L39 192H37L36 193V191H38V190H36L35 191V194L34 195H31V193L32 192H30V191H32V190H34V189H36V185H40V183L43 181L44 182V184L46 183V187H47V189H45L46 190V192L47 193H44L45 192V190L43 191V196L41 195V197H43V198H41V199H43V202L42 203H40V205L39 206H41V208H42V206L43 207H45V206H48L49 207V204L51 203V199H52V196L50 195L51 194V192L52 191H48L49 190V187H50V185L51 186H53L54 185V182H50L51 180L53 181L55 178H52L51 176H48L46 173H45V175L44 176H41L39 179H37L36 177H34L35 175H36V171H37V168H38V166L33 162V159L35 158V149L34 148H36L37 146H38V144H39V138H38V134L39 133H41L42 131H43V128H44V124H43V121L45 122V118L43 119L42 117V113H44V112H41V102L42 101H44V97L46 96V95H50V94H53L52 93V89H53V87H54V85H50V81H49V83H48V80H50L48 77L50 76V72L55 68L54 67V65L52 64V62H53V59H50V61H49ZM97 59V58H96ZM95 59V60H96ZM99 59H100V57H99ZM120 59V58H119ZM122 59V58H121ZM161 59V58H160ZM192 59V58H191ZM243 59H245V58H243ZM43 61H44V59H42ZM117 60V59H116ZM172 60V59H171ZM174 60H175V58H174ZM184 60V59H183ZM186 60V59H185ZM151 61H152V59H151ZM244 61V60H243ZM256 61V60H255ZM10 62H11V60H10ZM9 62V63H10ZM18 62V61H17ZM30 62V61H29ZM37 62V61H36ZM94 62V61H93ZM98 62H100L99 60H98ZM107 62V61H106ZM158 62V61H157ZM156 61L154 62V63H156V65H158V63H157ZM252 62V61H251ZM3 63V62H2ZM12 63V62H11ZM10 63V64H11ZM97 63V62H96ZM160 63V62H159ZM178 63V62H177ZM232 63V62H231ZM243 63V62H242ZM263 63V62H262ZM1 64V63H0ZM30 64V63H29ZM32 64H35V63H32ZM31 64V65H32ZM148 64V63H147ZM36 65L37 64H35L34 65V68L36 69ZM39 65L40 64H38V69H39ZM98 65H99V63H98ZM102 65H103V63H102ZM118 65V64H117ZM185 65V61L183 62V61H181L180 60V63L177 65V72L179 71V73H180V71L182 70V67ZM28 66V65H27ZM41 66V65H40ZM106 66V65H105ZM104 65L102 66V67H105ZM151 66H149V68H151ZM182 66V67H181ZM12 67V66H11ZM32 67H33V65H32ZM31 67V68H32ZM101 67V66H100ZM143 67V68H142ZM220 67L222 68V67H224V69H221L220 70ZM148 68V69H149ZM160 68V67H159ZM186 69V68H185ZM185 69H183V70H185ZM242 69V68H241ZM34 70V69H33ZM65 70V69H64ZM159 70V69H158ZM163 70V69H162ZM8 71H9V73H8ZM14 71V70H13ZM31 71V70H30ZM95 71V70H94ZM22 72V71H21ZM24 72V71H23ZM28 72V71H27ZM53 72V71H52ZM114 72V71H113ZM134 72V73H133ZM176 72V71H175ZM176 72V73H177ZM226 72V71H225ZM136 74L135 76L137 77L138 76V80H136V78L133 80L132 78H131V76H130V74ZM150 73H151V71H150ZM172 73H173V71H172ZM178 73V74H179ZM140 74H141V76H140ZM146 74V73H145ZM156 74H158V73H156ZM15 75V74H14ZM21 74H19V76H20ZM93 75V74H92ZM106 75V74H105ZM126 75H128L127 76V78L128 77H130L131 79L130 80H128V82L126 81V82H124L123 81V79H124V76H126ZM25 76H23V77H25ZM103 75H101V77H102ZM134 76V77H135ZM144 76V77H143ZM157 76V75H156ZM14 77H16V75L14 76ZM22 77V76H21ZM109 77H110V75H109ZM108 77V78H109ZM133 77V76H132ZM158 77H159V75H158ZM13 78V77H12ZM20 78V77H19ZM96 78V77H95ZM105 78V77H104ZM126 78V79H127ZM157 78V77H156ZM159 78H161V76L159 77ZM158 78V79H159ZM220 78V77H219ZM22 79V78H21ZM65 79H66V77H65ZM106 79V78H105ZM112 79V78H111ZM129 79V78H128ZM167 79V78H166ZM14 80H16V78L14 79ZM92 80V79H91ZM94 80V79H93ZM103 80V82H105L106 80H104L103 78H100L99 79V81H102ZM133 80V82L131 83L130 81H132ZM155 80V79H154ZM153 80V81H154ZM161 79H159L158 81H160ZM162 80H163V78H162ZM165 80V79H164ZM3 81V82H2ZM18 81H21L20 79L18 80ZM17 81V82H18ZM61 81V83H60V85H59V88L61 87V85H63V79L62 80H60ZM72 81V80H71ZM108 81V80H107ZM145 81V80H144ZM167 81V80H166ZM166 81H164V82H166ZM215 81H216V79H215ZM217 81H218V79H217ZM216 81V82H217ZM222 81V80H221ZM12 82V81H11ZM15 82V81H14ZM16 82V83H17ZM46 82H47V84H46ZM52 82V81H51ZM157 81H155V83H156ZM173 82V81H172ZM219 82V81H218ZM217 82V83H218ZM19 83V82H18ZM21 83V82H20ZM71 83V82H70ZM135 83V84H134ZM155 83H154V85L153 86H155ZM157 83H159V82H157ZM161 83V82H160ZM217 83H215L214 84V86L213 87H215L214 89H216V86H218V84ZM249 83V82H248ZM31 84V83H30ZM56 84V83H55ZM65 84H67V83H65ZM92 84V83H91ZM141 84H143V82H141ZM145 84V83H144ZM144 84H143V86H144ZM166 84V83H165ZM165 84H163V86H165ZM168 84V83H167ZM211 84V85H210ZM220 84V83H219ZM260 84V83H259ZM72 85V84H71ZM69 86V88L70 87H72V86ZM78 85H80V84H78ZM99 85H101V84H99ZM157 85V84H156ZM161 86H162V84H160ZM204 85V86H203ZM216 85V86H215ZM250 85V84H249ZM31 86V85H30ZM30 86H28L29 88H30ZM162 86V87H163ZM200 86H201V88H200ZM202 86L204 87V89L203 90H201L202 89ZM64 88H65V86H63ZM76 87V86H75ZM160 87V86H159ZM166 87V86H165ZM212 87V88H213ZM7 88V89H6ZM55 88V87H54ZM58 87H57V89L58 90H56L55 92L57 93V95H59L60 96V94L61 93H64V88H62V89H59ZM136 88H137V90L138 91H136ZM167 88V87H166ZM71 89V88H70ZM72 89H73V87H72ZM75 89V88H74ZM77 89V91H76V94H75V96H78V95H81V98H79L78 99V102H77V105L80 103H82V101L84 100V98H86V97H84L83 98V96H85V95H88V90H90V88H88V90H86V89H84V85H80L79 86V89L78 88H76ZM95 89V88H94ZM164 89V88H163ZM213 89V90H214ZM93 90V89H92ZM128 90L131 92V95H129L127 92H128ZM134 90L136 91V101H134L135 99V97H133V92H134ZM151 89H149V91H150ZM167 90V89H166ZM169 90V91H170ZM212 90V91H213ZM127 91V92H126ZM211 91V92H212ZM48 92H50V93H48ZM54 92V93H55ZM67 92V91H66ZM69 92V91H68ZM83 92V93H82ZM91 92H96V91H91ZM129 92V93H130ZM165 92V91H164ZM185 92V93H184ZM82 93V94H81ZM96 93H98V92H96ZM135 93V92H134ZM150 94H151V91L149 92ZM169 93V92H168ZM214 93V92H213ZM21 94V93H20ZM72 94H73V91H72ZM95 94V93H94ZM94 94H92V96L94 95ZM99 94V93H98ZM140 94V95H139ZM155 94V93H154ZM217 94H215L216 96H217ZM23 95V96H24ZM56 95V96H57ZM144 95V97H143V99L141 100V97ZM147 95V94H146ZM222 95V96H223ZM22 96V95H21ZM20 96V97H21ZM48 96H46V97H48ZM52 96V95H51ZM58 96V97H59ZM214 96V95H213ZM215 96V97H216ZM19 97V99H23V97H21L20 98ZM154 96L153 97H151L152 99L153 98H155ZM60 99V98H59ZM147 99V98H146ZM210 99H212V98H210ZM209 98H208V101L210 100ZM214 99H216V98H214ZM213 99V100H214ZM238 98H236V100H237ZM46 100H49V99H45V101ZM80 100H81V102H80ZM138 100V101H137ZM8 101V102H7ZM56 101H57V99H56ZM59 101L60 100H58L57 102L59 103ZM206 101V100H205ZM211 101V100H210ZM214 101H218V99H216V100H214ZM235 101V100H234ZM6 102H7V104H6ZM18 102V103H17ZM46 102H48V101H46ZM144 102V101H143ZM207 102V101H206ZM212 102V101H211ZM220 102V101H219ZM218 102V103H219ZM236 102H238V101H236ZM5 103V104H4ZM54 103V102H53ZM4 104V105H3ZM49 104H51L52 106H54L52 103H49ZM49 104H47V105H49ZM232 105H233V103H231ZM235 104H237V103H235ZM204 105V104H203ZM248 105H250V104H248ZM51 107V106H50ZM249 107V106H248ZM17 108V109H18ZM48 108H49V106H48ZM52 108V107H51ZM56 108V107H55ZM216 108H219L218 110H216ZM236 108H237V106H236ZM43 109H44V107H43ZM35 110H37V111H39V112H41V116L42 117H39L38 118V120L37 121H35V115L34 114H32L33 113V111H35ZM92 110V109H91ZM142 110V112L143 113H141V114H143L144 115V111H145V115L147 114V117L145 118V119H142V118H144V116H142V118H140V120L137 122L138 124L140 123V121H141V123H140V125H138L137 124V130H136V133L135 134H133L134 135V139H136L137 140V138H135V137H138V132L141 130L144 134H142V138L141 139H146V141H151V146H153V151H151V150H147V153H148V155H153V154H155V153H158V155H159V153L160 152H163V151H161V150H163L164 148H167L168 150H170L166 155H165V153L163 152V156H159V158H158V155H154V157L156 158V160H162L163 162H159V163H157V162H155V163H153V160H152V163H150L149 161H148V163H147V161L145 162V163H147V164H149L148 165V167L147 168H145V169H147L145 172V174L143 175V173H141L142 174V176L143 177H141V178H135V176H133V175H127V178H129L128 180L127 179H125L126 180V183L127 184H125L124 185V173H123V176L121 175V173H119V171H118V173H117V171H113V169L110 167L109 169L107 168H105L104 167V165H105V163H103L102 164V162L104 161V160H106V158L105 157H103L102 155H101V153H106V152H108L109 151V153L112 155L111 156V159H115V157L118 155V151L119 150H122L123 151V149H125V147L131 142V140H132V135L131 134H129L127 137H126V139L124 138L123 140H120V142H117L118 141V138L119 137H116V135H114V134H112V133H110L111 132V130H110V128H111V126L113 127V128H117L120 132L121 131H124V129H125V127H127V126H129V123L131 122V121H134L133 120V117L135 116H139L140 115V113H136V112H139V111H141ZM174 110V113H172V111ZM250 110V109H249ZM9 111H12L13 113V115L12 116H14L15 115V121H13V120H11L10 118H8V116L10 115L9 114ZM42 111H46V110H42ZM48 111V110H47ZM133 111V112H132ZM188 111V113H189V115H187L186 117H183V113H186V112ZM50 112V111H49ZM90 112V111H89ZM135 112V113H134ZM191 112L193 113V115H190L191 114ZM7 113L9 114L8 116H7ZM11 113V112H10ZM91 113V112H90ZM131 113H134V115H131ZM77 116L78 115H80L79 113L78 114H76ZM225 115V114H224ZM232 115V114H231ZM248 115V114H247ZM246 115V116H247ZM132 117L130 120H129V117ZM244 116V115H243ZM264 116V115H263ZM48 117V116H47ZM81 117V116H80ZM225 116H223L222 118H224ZM229 117V116H228ZM228 117H226V118H228ZM235 117V116H234ZM53 118V117H52ZM181 118H182V120H181ZM226 118H224L225 120H226ZM248 118V117H247ZM215 119V120H214ZM223 119V120H224ZM41 120H43V121H41ZM51 120V119H50ZM151 120V121H150ZM175 120V121H174ZM180 120L183 122V123H180ZM210 120V121H209ZM14 123H13V122ZM52 122L50 123L51 124V127H53V129H54V126H55V124L58 122V120L56 119V117L55 118H53V120H51ZM130 121V122H129ZM151 122V123H148V122ZM189 121V123H187V125L185 124L186 122H188ZM127 122H129L128 124H127ZM135 122V121H134ZM88 123V125H86ZM178 123V125H176ZM231 123V122H230ZM258 124H259V119H258ZM257 124V125H258ZM148 125H150L149 127H148ZM176 125V127H173V126H175ZM180 125H182L183 127H185V126H187L186 128H185V131H183L184 133H185V135H186V138H184L185 140H183V142H180L179 141V139L181 138H179V139H176V137L178 138V136H181V131L179 130V126ZM254 125V124H253ZM252 125V126H253ZM48 126V125H47ZM50 126V125H49ZM87 126V127H86ZM134 124H133V128H134ZM222 126V125H221ZM226 126V125H225ZM261 126V125H260ZM173 127V128H172ZM262 129L264 130V124H262ZM45 128H46V126H45ZM44 128V129H45ZM49 128V127H48ZM113 128H111V129H113ZM115 128V129H116ZM129 127H127L126 129H128ZM199 128V129H198ZM255 128V127H254ZM50 129V128H49ZM53 129H51V130H53ZM256 129V128H255ZM261 128H260V130H262ZM114 130V129H113ZM238 130V129H237ZM257 130V129H256ZM259 130V129H258ZM257 130V131H258ZM259 130V131H260ZM262 130V131H263ZM55 131V130H54ZM115 132L117 131V130H114ZM127 131H129V129L127 130ZM140 131V133H142ZM179 131H180V133H179ZM222 131V130H221ZM118 132V131H117ZM182 132V133H183ZM244 132V131H243ZM79 133H81L80 134V136H82V133L83 132H79ZM85 133V132H84ZM125 133V132H124ZM124 133H122V134H124ZM127 133V132H126ZM230 133V132H229ZM116 134V133H115ZM219 134H221V133H219ZM228 134V133H227ZM242 134V133H241ZM244 134V133H243ZM249 135H250V133H248ZM261 134V133H260ZM105 135H107L108 136V139L109 140H111L110 142L108 141V146H109V148L108 149H106V150H104V151H101V152H99L100 154H98L97 153V150H95V149H100L101 147H102V149H103V145H104V137H105ZM223 135V134H222ZM75 136V135H74ZM118 136V135H117ZM140 136V135H139ZM183 136H184V134H183ZM243 136V135H242ZM241 136V137H242ZM246 136H247V134H246ZM260 136H262L263 138H261ZM85 137V136H84ZM248 137V136H247ZM86 138V137H85ZM183 138V137H182ZM73 139V138H72ZM81 139V138H80ZM79 139V140H80ZM251 139V140H250ZM250 144H251V146H250V148H249V150H248V148H245L246 150L245 151H247V152H249L248 153V155L249 156H251V157H253V161H251V162H248V164L249 165H251L252 164V166H248V165H244V167H242L243 169H242V171H241V174H242V176L241 177H243V178H245V181H244V179H243V181H241V183H240V185L242 184V182H244L245 183V186H247L246 188H247V190H246V192H248V193H246L245 191H244V188H245V186L243 185V186H241V189H242V187H244L243 189H242V191H243V195H239V197H240V199H242L245 203V205L248 207L249 205H251V207H250V209H249V211H245V208H244V211L243 210H240V211H243L242 213L244 214L243 215V218H246V219H243V220H245V221H248V222H250V223H252V224H250V227H254V226H256L257 228H258V226L257 225H264L263 223H260V219H262V218H264V215H263V217L261 216L262 214H264V205H263V197H264V195H263V197L262 196H260L259 195V193H258V195H259V202H260V204L258 205L259 206V208H260V210L258 211V212H256V209H254V205H256V202H258V201H256L255 199V193H256V191L254 192V186H253V179H251V178H249V179H247L248 177H249V175H250V172H249V167H251V171H254L255 173L253 174V175H255L256 174V180L258 181V179H260L259 181V185L260 186H262V184H263V179H264V132H263V134L262 135H259L258 133H254V130H253V133L251 132V135H250ZM66 140H67V137H66ZM70 140V139H69ZM87 140V139H86ZM181 140V139H180ZM240 140H241V138H240ZM248 140V141H249ZM62 141V140H61ZM72 141V140H71ZM145 141V142H146ZM182 141V140H181ZM244 141V140H243ZM106 142V141H105ZM218 142V141H217ZM139 143V142H138ZM243 143V142H242ZM248 143V142H247ZM57 144V143H56ZM56 144H55V146H56ZM140 144H141V140H140ZM139 144V145H140ZM216 144H219V143H216ZM235 144V143H234ZM233 144V145H234ZM245 144V143H244ZM62 144H60V146H61ZM77 145V144H76ZM75 145V146H76ZM138 145V146H139ZM143 144H141V146H142ZM145 145V144H144ZM149 145V144H148ZM248 145H249V143H248ZM57 146H58V144H57ZM79 146V145H78ZM137 146V147H138ZM141 146H139V150H137V151H140V147ZM209 146H211L210 148H209ZM216 146V145H215ZM230 146V145H229ZM52 147V146H51ZM51 147H50V149H51ZM133 147H134V145H133ZM132 147V148H133ZM144 147V146H143ZM142 147V148H143ZM149 147V146H148ZM232 147V146H231ZM234 147V146H233ZM244 147H242L241 148V150L239 149V151H242V149H243ZM24 149V150H23ZM75 149V148H74ZM138 149V148H137ZM216 149V148H215ZM218 149H220L221 150V148L219 147ZM232 149V148H231ZM59 150V149H58ZM72 150V149H71ZM92 150H94V153L93 152H91ZM133 150V149H132ZM142 150H144V151H142ZM141 151H142V157L140 156V158H141V160H140V162L142 163H144V160H146V159H143L147 154H146V150L145 149H142ZM217 150V149H216ZM229 150V149H228ZM227 150V151H228ZM51 151H53L54 153H56V151H57V147H53L52 149H51ZM50 151V152H51ZM134 151V150H133ZM215 151V150H214ZM214 151H213V149H212V152L214 153ZM170 152H175L176 154H177V156H175L174 155V157H176L177 158V160H178V164L176 163V169H175V171L171 174V175H168L167 177L164 175V167H167V166H169V165H171L172 163L170 162L171 160L169 159L170 157H169V154H170ZM211 151H209L208 153H210ZM220 152V151H219ZM236 152V151H235ZM237 152H238V150H237ZM135 153V152H134ZM140 153V152H139ZM139 153H137V154H139ZM174 153V154H175ZM238 153H240V154H242L241 152H238ZM74 154V153H73ZM120 154V153H119ZM133 154V153H132ZM141 154V153H140ZM215 154H217V153H215ZM222 154V153H221ZM228 154H229V152H228ZM228 154H226L225 155V157L226 156H228ZM56 155H57V153H56ZM121 155V154H120ZM234 155H236V154H234ZM239 155V154H238ZM42 155H40V157H41ZM54 156V155H53ZM67 156V155H66ZM104 156H106V155H104ZM119 156V155H118ZM129 156V155H128ZM216 156V155H215ZM220 156V155H219ZM233 156V155H232ZM72 154L71 155H69V157L67 156V158H68V162H69V160H71L72 159ZM124 157V156H123ZM127 157V156H126ZM130 157V156H129ZM133 157V156H132ZM131 157V158H132ZM154 157H152L153 159H154V161H155V158ZM173 157V156H172ZM173 157V158H174ZM188 157H190L189 159H188V161L186 162V164H185V161H186V159L188 158ZM199 157H203V156H199ZM207 157H209V156H207ZM211 157V156H210ZM213 157V156H212ZM218 157V156H217ZM229 157H230V155H229ZM146 158V157H145ZM148 158H150V157H147V160H148ZM152 158H150V160L152 159ZM158 158V159H157ZM176 158H174V160H176ZM181 158V160L180 161H182L183 162V164H181L180 162H179V159ZM223 158V157H222ZM234 158V157H233ZM235 158H236V156H235ZM234 158V159H235ZM65 160H66V158H64ZM64 159H62L61 160V162L64 160ZM224 159V158H223ZM109 160V159H108ZM220 160V159H219ZM72 161V160H71ZM70 161V163H72ZM123 161V160H122ZM126 162L128 161V160H125ZM124 161V162H125ZM130 161V160H129ZM132 161V160H131ZM130 161V162H131ZM165 161V162H164ZM196 161L198 162V166H197V163H196ZM222 161V160H221ZM224 161V160H223ZM105 162V161H104ZM109 162V161H108ZM139 162V164L137 165V166H141L142 164ZM216 162V161H215ZM232 162V161H231ZM70 163H67L68 164V168L67 169H69V166H70ZM123 163V162H122ZM144 163V164H145ZM157 163V164H156ZM238 163L239 162H236L235 160H234V163H233V168H236L237 167V165H238ZM42 164H44V166L46 165V161H43V163ZM63 164L64 165H66V163H64L63 162ZM112 164V163H111ZM111 164H110V166H111ZM118 164V163H117ZM136 164H137V162H136ZM147 164L145 165V166H143L142 165V167H146L147 166ZM72 165V164H71ZM194 165H196L197 166V168L195 169V166ZM201 167H200V166ZM231 165V164H230ZM43 166V165H42ZM74 166V165H73ZM106 167H107V165H105ZM173 166V165H172ZM174 166H175V164H174ZM174 166H173V168H174ZM216 166V165H215ZM210 167V166H209ZM217 167H220V166H217ZM104 168L106 169V171H107V173L111 170L112 172H110L109 173V175H113L112 176V178H114V179H111L110 177L108 178V177H105V176H107V174L105 175V170H104ZM137 168V167H136ZM169 168H171V166L170 167H168V169ZM200 168V169H199ZM207 168V169H206ZM211 168V167H210ZM210 168H209V171H210ZM166 169V168H165ZM172 169V168H171ZM201 171V172H203V173H200L199 174V170ZM221 169V168H220ZM70 170V169H69ZM137 170V169H136ZM139 170H140V168L138 169V172H139ZM143 168H141V170L140 171H142L143 172ZM163 170V171H162ZM217 170V169H216ZM134 171V170H133ZM218 171H219V168H218V170H217V173H218ZM232 171V170H231ZM170 172V171H169ZM208 172V171H207ZM220 172V171H219ZM39 174H40V172H39ZM165 174H166V170H165ZM214 174V173H213ZM70 175V174H69ZM126 175V174H125ZM136 175V174H135ZM140 175V174H139ZM206 175V174H205ZM129 176V177H128ZM226 176V175H225ZM239 176V177H240ZM123 177V178H122ZM138 177H140V176H138ZM202 178V177H201ZM212 178V177H211ZM224 179V178H223ZM231 179V178H230ZM229 179V180H230ZM240 179H242V178H239V180H238V178H237V180L238 181H240ZM247 179V180H246ZM38 180V184H36V181ZM136 180V181H135ZM139 180V181H138ZM204 179H202V181H203ZM222 180V179H221ZM55 181H56V179H55ZM196 181V180H195ZM199 181V180H198ZM209 181V180H208ZM225 181V180H224ZM50 182V183H49ZM106 182H109L110 183V185H108ZM62 183V182H61ZM192 183H194V182H192ZM215 183V182H214ZM225 183H229L228 181H227V179H226V181H225ZM224 182L222 183V186H221V184H220V186L221 187H219L220 188V190H221V192H222V187H225L226 186V184H225ZM53 184V185H52ZM106 184L108 185V186H106ZM161 184H163V186H162V188H160L161 187ZM196 184V183H195ZM201 184V183H200ZM202 184H204V183H202ZM201 184V185H202ZM256 184H258V183H255V185ZM39 185H38V187H39ZM48 185V186H47ZM200 185V186H201ZM206 185V184H205ZM212 185V184H211ZM219 185V184H218ZM42 186H43V184H42ZM44 187V186H43ZM61 187H63V185L61 186V184L59 185V188H60V190H61ZM154 187L156 188V190H154ZM204 187V186H203ZM45 188V187H44ZM196 188V187H195ZM216 188H218V186H216ZM218 188V189H219ZM239 188V187H238ZM1 190H0V193L2 194V192H3V190L4 189H2V188H0ZM40 189V188H39ZM53 189H54V187H53ZM56 189V188H55ZM54 189V190H55ZM134 189H137V195L136 194H134V196L131 194V191H133V193H134ZM197 189V188H196ZM204 189V188H203ZM230 189V188H229ZM236 189V188H235ZM234 189V190H235ZM241 189L239 188V191H241ZM264 189V188H263ZM262 189V190H263ZM51 190V189H50ZM54 190H53V193H54ZM65 190V189H64ZM119 190H121L119 193H118V191ZM217 190V189H216ZM227 190H228V188H227ZM232 189H230V191H231ZM234 190H232V192L234 191ZM258 190H260L259 188H258ZM63 191V190H62ZM208 191V190H207ZM230 191H228V192H230ZM261 191V190H260ZM34 192V191H33ZM196 192V191H195ZM200 192V191H199ZM250 192V193H249ZM263 192V191H262ZM29 195H27V194ZM64 193V192H63ZM204 193H205V191H204ZM231 193V192H230ZM242 193V192H241ZM198 194V193H197ZM215 194V193H214ZM213 194V195H214ZM235 194L236 193H234V195L233 194H231L232 196H235ZM239 194V193H238ZM264 194V193H263ZM26 195H27V197H26ZM212 195V194H211ZM212 195V196H213ZM223 195V194H222ZM228 195V194H227ZM231 195H228V197L229 196H231ZM257 195V196H258ZM245 196L248 198V200H247V198H245ZM197 197V196H196ZM214 197V196H213ZM216 197V196H215ZM38 197H36V199H37ZM209 198V197H208ZM212 198V197H211ZM218 198V197H217ZM233 198V197H232ZM232 198H228L229 199V201L228 202H226V203H228V207H229V209H230V211H232V209L234 208V205L235 204H237V206H238V204H240L239 203V200H238V196H237V201H235V200H233ZM236 198V197H235ZM245 198V199H244ZM257 198V199H258ZM1 199V198H0ZM108 200V201H109ZM215 200V199H214ZM219 200V199H218ZM218 200H217V202H218ZM241 200V205L240 206H242V204H243V201ZM92 201V200H91ZM97 201H95L96 203H97ZM220 201V200H219ZM256 201V202H255ZM95 202H94V204H95ZM101 202V201H100ZM102 202H101V204H102ZM214 202V201H213ZM212 202V203H213ZM225 202V201H224ZM258 202V203H259ZM92 203V202H91ZM210 203V202H209ZM220 203V202H219ZM225 203V204H226ZM125 204H127V203H125ZM206 204V203H205ZM243 204V205H244ZM91 205V204H90ZM191 205V204H190ZM210 205H212V204H210ZM215 205V204H214ZM224 205V204H223ZM37 206V205H36ZM128 206H129V204H128ZM187 206V205H186ZM185 206V207H186ZM204 206V205H203ZM88 207V206H87ZM86 207V208H87ZM95 206L93 205V209H96V208H94ZM99 207V206H98ZM113 207V206H112ZM149 207V206H148ZM190 207V206H189ZM202 207V206H201ZM227 207V208H228ZM236 207V206H235ZM243 207V206H242ZM241 207V208H242ZM245 207V206H244ZM40 208V209H41ZM106 208V207H105ZM109 208V207H108ZM127 208V207H126ZM197 208H200V207H197ZM220 208V207H219ZM46 209V208H45ZM44 209V210H45ZM112 209V208H111ZM130 209H132L133 210V212L134 213H132V212H130ZM202 209H204V207L202 208ZM216 209L218 210V208H217V206H216ZM221 209H222V207H221ZM229 209H227V210H229ZM239 209V208H238ZM243 209V208H242ZM37 210V209H36ZM109 210V209H108ZM199 210V209H198ZM200 210H201V208H200ZM199 210V211H200ZM235 210V209H234ZM233 210V211H234ZM41 211V210H40ZM42 211H43V209H42ZM48 211V210H47ZM51 211V212H52ZM107 211V210H106ZM156 211V212H155ZM186 211V210H185ZM197 212V213H199V214H196V215H198V218H199V220L201 219L200 218V216L201 215H203V214H201V213H204V211L205 210H203V212L201 211V213L200 212ZM211 211V210H210ZM216 211V210H215ZM239 211V212H240ZM77 212V211H76ZM75 212V213H76ZM91 212V211H90ZM105 212V211H104ZM187 212V211H186ZM195 210H194V213L193 214H195ZM223 212V211H222ZM229 212V211H228ZM235 212H237L238 213V211H236L235 210ZM234 212V213H235ZM70 213V212H69ZM94 213V212H93ZM113 213V212H112ZM189 213V212H188ZM41 214H44V213H42L41 212ZM51 214V213H50ZM78 214H80V212H78ZM113 214H115V213H113ZM112 214V215H113ZM150 214V213H149ZM201 214V215H200ZM211 214V213H210ZM209 214V215H210ZM215 214H217V213H215ZM232 214H233V212H232ZM238 214H240V213H238ZM256 214H258L259 216V218H260V216L262 217V218H258L257 217V215ZM261 214V215H260ZM67 215V214H66ZM73 215V214H72ZM82 215H84L83 213H82ZM91 215H92V213H91ZM104 215V214H103ZM187 215V214H186ZM200 215V216H199ZM212 215H214V212H213V214ZM220 215V214H219ZM228 215H229V213H228ZM43 216V215H42ZM76 216V215H75ZM80 216V215H79ZM78 216V217H79ZM147 216H149V215H147ZM195 216V215H194ZM193 216V217H194ZM205 215H203V217H204ZM211 216V215H210ZM45 217V216H44ZM55 217V216H54ZM85 217V216H84ZM83 217V218H84ZM192 217V216H191ZM230 217V216H229ZM238 217H240V216H238ZM254 218V219H251V218ZM256 217L258 218V219H256ZM38 218H41L40 217V214H39V216H38ZM43 218V217H42ZM41 218V219H42ZM51 218H53V217H51ZM70 217H68V219H69ZM91 218V217H90ZM101 218V217H100ZM197 218V219H198ZM210 218H212V217H210ZM227 218V217H226ZM40 219V220H41ZM55 219V218H54ZM85 219V218H84ZM92 219H94V218H92ZM109 219V218H108ZM112 219V218H111ZM150 219V218H149ZM178 219V220H177ZM196 219V220H197ZM53 220V219H52ZM88 220V219H87ZM119 220V219H118ZM118 220H117V222H118ZM180 220H182V221H180ZM195 220V219H194ZM202 220V219H201ZM200 220V221H201ZM204 220V219H203ZM238 220V219H237ZM240 220V219H239ZM242 220V221H243ZM264 220V219H263ZM38 221V220H37ZM80 221V220H79ZM90 221V220H89ZM192 222H195V221H193V220H191ZM233 221V220H232ZM39 222V221H38ZM43 222V221H42ZM49 222V221H48ZM47 222V223H48ZM88 221H86V223H87ZM197 222V221H196ZM199 222V221H198ZM64 223V222H63ZM72 223H74V222H72ZM126 223V222H125ZM134 223V222H133ZM154 223V222H153ZM244 223V222H243ZM40 224V223H39ZM38 224V225H39ZM50 224V223H49ZM75 224V223H74ZM168 224V225H169ZM179 224V223H178ZM182 224V223H181ZM181 224H179V225H181ZM188 225H189V223H187ZM194 224V223H193ZM197 224V223H196ZM217 224V223H216ZM215 224V225H216ZM221 224V223H220ZM233 224V223H232ZM247 224V223H246ZM53 225V224H52ZM63 225V224H62ZM145 225V224H144ZM214 225V224H213ZM214 225V226H215ZM249 225V224H248ZM46 226V227H45ZM45 228H42V230L43 231H41L42 233H43V235H45V234H47V231H46V229L47 228H51V229H53V226L51 227V225H48L47 226V224H45ZM66 226V225H65ZM70 226H72V225H70ZM233 226V225H232ZM36 227V226H35ZM39 227H41V225L39 226ZM55 227H57V226H55ZM76 227V226H75ZM106 227V226H105ZM195 227V226H194ZM193 227V228H194ZM197 227V226H196ZM220 227H222V225L220 226ZM67 228V227H66ZM78 228V227H77ZM90 228V227H89ZM129 228V227H128ZM180 228H181V226H180ZM182 228H184V227H182ZM181 228V229H182ZM189 228H191V227H189ZM261 228V227H260ZM39 229V228H38ZM37 229V230H38ZM60 232H59V234L58 235H60V233H62L60 236H62L63 235V237H61L60 238V241L59 242H61L62 241V238H65L66 236H68L67 235V233H66V231H68L69 230V226H68V229L66 230V229H64V227H62V226H60ZM59 229H58V231H59ZM70 229H73L72 227H70ZM76 229V228H75ZM154 229V228H153ZM169 229H171L170 228V226H169ZM178 229H179V226H178ZM208 229V228H207ZM216 229V228H215ZM262 229H264V227L262 228ZM37 230H36V232H37ZM39 230H41V229H39ZM48 230H50V229H48ZM128 230V229H127ZM147 230V229H146ZM260 230V229H259ZM35 231V230H34ZM52 231V230H51ZM51 231H49L50 233H51ZM54 231H55V233H57V229H55L54 228ZM70 232H71V230H69ZM88 231V230H87ZM112 231V230H111ZM140 231V230H139ZM172 231V230H171ZM183 231H185V230H183ZM182 231V232H183ZM236 231V230H235ZM256 230H254V233H256L255 232ZM262 231V230H261ZM76 232H77V230H76ZM132 232V231H131ZM186 232V231H185ZM243 232V231H242ZM88 233V232H87ZM94 233H95V231H94ZM128 233V232H127ZM138 233V232H137ZM174 233V232H173ZM231 233H232V231H231ZM251 233V232H250ZM253 233V231H252V235L254 234ZM263 233H264V230H263ZM37 234H39V233H37ZM52 234V233H51ZM68 234H69V232H68ZM91 234V233H90ZM144 234V233H143ZM155 234H157V233H155ZM172 234V233H171ZM181 234V236H182V233H180ZM219 234V233H218ZM228 234V236L230 235V233H227ZM243 234H245V233H243ZM242 234V235H243ZM260 234V233H259ZM48 235H50L49 233H48ZM55 235V234H54ZM178 235V234H177ZM187 235V234H186ZM246 235V234H245ZM245 235H243V236H245ZM248 235H250V234H248ZM255 235V237H256V235H258V234H254ZM262 235V234H261ZM86 236V235H85ZM233 236H234V234H233ZM242 236V238L245 240V238ZM251 236V235H250ZM45 237V236H44ZM252 237V236H251ZM260 237V236H259ZM40 238V237H39ZM86 238V237H85ZM87 238H89L88 236H87ZM136 238V237H135ZM225 238V237H224ZM228 238V237H227ZM263 238V237H262ZM261 238V239H262ZM49 239V238H48ZM91 239H92V237H91ZM137 239V238H136ZM179 239V238H178ZM253 239H255V238H253ZM256 239H257V237H256ZM264 239V238H263ZM44 240V239H43ZM94 240V239H93ZM155 240V239H154ZM173 240V239H172ZM214 240V239H213ZM229 240V239H228ZM228 240H227V242H225L226 244H228ZM231 241H232V239H230ZM229 240V241H230ZM237 240V239H236ZM240 240H242L241 238H240ZM249 240V239H248ZM251 240V239H250ZM250 240H249V242H250ZM257 240H259V239H257ZM198 241V240H197ZM219 241V240H218ZM222 241V240H221ZM239 240H237V242H238ZM256 241V240H255ZM254 241V242H255ZM262 241L263 240H261V243H262ZM4 242V241H3ZM39 242V241H38ZM58 242V244H59V248H61V245H60V243ZM112 242V241H111ZM236 242V241H235ZM41 243V242H40ZM82 243V242H81ZM96 243H98V242H96ZM142 243H143V241H142ZM161 243V242H160ZM223 243V242H222ZM222 243H220V244H222ZM231 243V242H230ZM229 243V244H230ZM232 243H234V241L232 242ZM232 243L230 244V245H232ZM244 243V241L242 242V244ZM256 243H258V242H255V244ZM92 244H93V242L90 240V239H86L85 240V242L83 243V247H87V246H92ZM217 244H219V243H217ZM236 244V243H235ZM239 244V243H238ZM245 244H246V242H245ZM248 244V243H247ZM258 244H260V243H258ZM5 245V244H4ZM8 245H9V243H8ZM162 245V244H161ZM184 245V244H183ZM212 245V244H211ZM230 245H229V247L227 248V246H226V249H228V250H226L227 251V254L228 255H230V257H227V258H225V264H239L238 263V260H239V258H241V256H240V254L239 255H237V254H235V255H233L234 253H235V250H236V248H235V246L233 245V248H232V246H231V248H230ZM262 245V244H261ZM15 246H13V247H15ZM40 246V245H39ZM173 246V245H172ZM238 246V245H237ZM55 247V246H54ZM53 247V248H54ZM93 247V246H92ZM114 247V246H113ZM263 247V246H262ZM115 248V247H114ZM118 248V247H117ZM215 248V247H214ZM9 249V248H8ZM14 249V248H13ZM23 249H25L24 251H21V250H23ZM130 249V248H129ZM172 249V248H171ZM210 249V248H209ZM213 249V248H212ZM11 250V249H10ZM37 250V249H36ZM164 250V249H163ZM173 250V249H172ZM171 250V251H172ZM216 251H217V249H215ZM214 250V251H215ZM223 250V249H222ZM4 251V250H3ZM5 251H7L6 249H5ZM9 251V250H8ZM54 251V250H53ZM225 251V250H224ZM238 251V250H237ZM38 251H36V253H37ZM212 252V251H211ZM210 252V253H211ZM218 252V251H217ZM10 253H11V251H10ZM7 254V255H9V256H11V255H14V253L13 254ZM223 253V252H222ZM226 253V252H225ZM224 253V254H225ZM238 253V252H237ZM240 253V252H239ZM214 254V253H213ZM227 254H225V255H227ZM83 255V254H82ZM85 255V254H84ZM83 255V256H84ZM162 255V254H161ZM168 255V254H167ZM215 255V254H214ZM214 255H212V253H211V255H209L208 257H210V256H213L214 257ZM225 255H224V257H225ZM237 255V256H236ZM3 256H4V254H3ZM9 256H8V258H9ZM217 256V255H216ZM219 256V255H218ZM13 257V256H12ZM15 257V256H14ZM13 257V258H14ZM119 257V256H118ZM159 257V256H158ZM206 257V256H205ZM224 257H222L223 259H224ZM1 258H3L2 256H1ZM99 258V257H98ZM162 258V257H161ZM170 258V257H169ZM212 258V257H211ZM211 258H209V261L210 260H212ZM10 259H11V257H10ZM9 259V260H10ZM24 259V258H23ZM27 259V258H26ZM30 259V258H29ZM33 259H35V258H33ZM81 259V258H80ZM168 259V258H167ZM216 259V258H215ZM217 259H218V257H217ZM220 260H219V262H221V258H219ZM242 259V258H241ZM13 260V259H12ZM11 260V261H12ZM79 260V259H78ZM85 260H87V259H85ZM165 260V259H164ZM214 260V259H213ZM15 260H13L12 262H14ZM31 261V260H30ZM207 261V260H206ZM218 261V260H217ZM252 261V260H251ZM24 262V261H23ZM23 262H22V264H23ZM32 262V261H31ZM82 262H83V259H82ZM81 262V263H82ZM140 262V261H139ZM160 262V261H159ZM201 262V261H200ZM239 262H242V261H239ZM247 262V261H246ZM8 263V262H7ZM205 263V262H204ZM207 263V262H206ZM253 263V262H252ZM89 264V263H88ZM207 264H209V263H207ZM218 264H223L222 262L221 263H218Z\"/></svg>","mask_w":264,"mask_h":264}]
</instances>
